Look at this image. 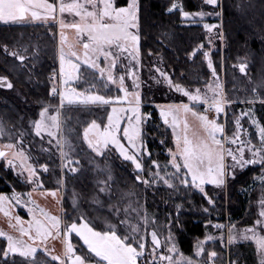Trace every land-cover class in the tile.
Here are the masks:
<instances>
[{
  "label": "snow or ice",
  "instance_id": "1",
  "mask_svg": "<svg viewBox=\"0 0 264 264\" xmlns=\"http://www.w3.org/2000/svg\"><path fill=\"white\" fill-rule=\"evenodd\" d=\"M208 5L219 7L217 0H206ZM179 9L185 18L193 16V13L183 11L182 7L177 3H172L169 11ZM59 11L61 16L65 12L72 13L80 18V22L65 25L63 19L60 20V27H72L77 30L78 39L87 34L86 42L82 41L83 56L75 50L65 51L63 45L60 51V74L63 76V83L68 86L59 93L60 104L63 106L64 101L73 103L80 101L83 103L103 104L110 106V113L107 116V124L101 126L97 121L93 120L84 130V139L88 146L97 154L103 155V150L113 146L119 151V154L126 160L131 161L136 169L143 170L144 165L138 158V153H143L144 141L142 138V124L145 122V117H150L151 113L141 112V94L139 92L140 85L137 83L138 77L136 71L130 70L127 75L133 79V86L136 91L130 92L125 83V74H115L117 61L120 56L127 55L130 61H137L139 55V5L138 0H131L126 7H119L114 0H60V3L50 2V0H0V22L10 23L23 21L25 18L32 19H56V13ZM196 16L204 17L208 15L205 12H197ZM206 29L216 27L213 24H204ZM200 47H203L201 45ZM4 51L8 53V46L4 45ZM11 56L17 57L21 62L25 60L23 55H19L16 51L10 53ZM195 55V51L192 53ZM208 58V67L212 69V74L217 75L216 68L213 66L211 57L208 53H204ZM75 57V59H72ZM103 57L106 64H101L100 60ZM87 65L93 70L94 75L101 78V83L104 87L109 85L116 86L119 92L123 95H101L99 92H93L85 95L76 88L69 86V82L79 78L80 63ZM160 76L164 77L169 87L176 92L182 93L188 99V103L180 102L169 105H159L160 116L165 124H170L174 133L177 127L182 123L183 127L177 134V151L169 149L171 155L170 165L174 171L160 175V164L152 160L151 163L155 166L156 171L152 174V181L144 180V183L163 182L171 188H175V181L185 188L194 187L204 192V185L211 183L221 185L225 183L226 173L228 168H243L245 165L259 164L264 168V125H259V122L253 120L257 124L259 131V146L253 144L251 139H241L243 126L240 121H236V132L225 138V128L222 124L217 123V118L220 113L225 111V105L231 101L225 99L224 94L220 91L221 85L206 83V91H201L200 88L190 90L180 83L173 81L172 77L167 72L156 69ZM241 71H244V65H241ZM3 86L12 88L13 84L8 78L0 77ZM52 93H57V89L53 87ZM131 97V98H130ZM254 102V101H253ZM207 106L205 112H198L197 104ZM208 110H214L216 118H209L206 114ZM181 113L184 118L181 120ZM191 113L197 117L200 122V127L203 129V134L197 131H189L190 126L187 121V114ZM242 115H246L242 113ZM59 111L55 114H49L48 108L44 107L39 113V119L34 121V127L37 135L42 132H47L49 136L55 137L59 129ZM126 123V127L121 129V124ZM5 130L3 125H0V137L4 136ZM121 136L126 138L127 145L133 151L126 147ZM22 143V141H21ZM51 143V141H50ZM227 144H238L239 147L235 150ZM56 147L61 153L62 163L65 168L71 172L77 171L78 161L69 158L72 150L71 143L65 138L63 141L57 139ZM15 149V151H13ZM249 150L251 156H245V151ZM149 155H151L149 153ZM11 156V158H8ZM231 158V165L226 167L225 157ZM179 157V158H178ZM0 158H8L7 163L10 166H16L19 162L20 166H24L28 157L23 149L17 147L15 143H7L0 147ZM168 167V165H165ZM39 168L47 171L49 165L47 163L39 164ZM184 169V171H181ZM27 179L32 180L33 177H38L39 172L37 166L31 163L27 164ZM234 175V171L231 173ZM110 178V177H109ZM137 180H141V176H136ZM260 179L264 181V176ZM101 184H106V181H101ZM37 186L42 185V181L36 180ZM101 191H105L102 187ZM55 195V192L52 193ZM207 195L206 192H204ZM16 202L19 203L21 194L16 193ZM7 201L12 204L13 201L7 197L0 195V202ZM75 202V198H74ZM209 202L212 203L211 198ZM34 203V202H33ZM262 209H264V199L260 201ZM33 216L28 229L23 227L22 218L15 217L20 221L19 231L21 236L7 235V247L2 251L3 257L7 258L10 253H20L24 257L35 258L39 248L43 247L46 238L53 234L61 233L62 219L59 216H51L43 209H37L36 212L29 209ZM207 211V210H206ZM260 216L264 217V210L260 212ZM83 223L72 221L64 224L65 236V251L64 258L61 256L52 257L53 260L59 261L60 264H138V258L144 255L145 241L144 237L138 235L141 232L139 225L131 226L130 234L118 235L115 230V225H108L107 231H98L91 224L84 220V217L79 218ZM140 219L145 224L148 223V217L145 214L141 215ZM126 221L122 220L121 223ZM257 226L264 230V220L257 219L252 228L245 229L243 233L234 232L235 225H231L228 233V241L231 243L237 239H252L256 242L261 257L264 258V235L257 232ZM216 228H222L223 225L216 224ZM34 229V232H33ZM75 233L83 241V245L87 248V254L82 255L77 253V249L72 243V234ZM6 235L0 231V236ZM27 236L32 243L26 241L23 237ZM212 236H207L205 239H212ZM152 249L149 253L153 258V264L158 261L167 264H174L172 255H165L163 252L157 253V248L161 246V241L157 231H151ZM169 234L168 240H171ZM40 241V244L35 243ZM47 252V248L43 249ZM168 253L176 251L175 244H169ZM204 251L203 242H198L197 253ZM215 251L210 253L211 257H215ZM183 258V254H180ZM183 264H194L190 258H183ZM261 264H264L262 259Z\"/></svg>",
  "mask_w": 264,
  "mask_h": 264
},
{
  "label": "trees",
  "instance_id": "2",
  "mask_svg": "<svg viewBox=\"0 0 264 264\" xmlns=\"http://www.w3.org/2000/svg\"><path fill=\"white\" fill-rule=\"evenodd\" d=\"M50 2H55V0H50ZM114 2L119 7H126L129 4V0H114ZM220 2L225 51L223 56L221 49L212 53L215 68L216 71L221 72L224 67L227 73V88L228 90L230 88L235 89L231 90V93L226 92L230 99L232 98L233 101H240V99L250 101L251 91L248 88L251 87H247L245 78L239 75L235 66L240 60H243L241 57L244 54L249 55L251 61L248 62V73L251 80L256 76L260 78L258 75L264 79V42L258 37V31L264 35V0H220ZM172 3L179 4L183 11L194 13L199 10L200 0H138L141 64L144 66V63H149L150 65L154 63L155 59H160L174 82L189 89L200 88L210 78L204 55L206 51L210 50L208 34L199 21L192 23L185 20L181 10L169 11ZM244 7H249L250 10L244 13L242 11ZM57 28L56 23L38 25L0 23V77L6 76L13 84V89L9 91L0 87V125H3L7 131L13 133L31 130L32 123L39 119L42 108L46 106L50 98L53 99L51 89L56 87L59 79ZM4 45H7L8 49L12 51L22 49V53L25 54L37 50L38 56L34 61H31L35 67H26L14 60L4 51ZM201 45L203 47H200ZM194 51L195 55L192 54ZM76 89L80 92L92 89V92H99L101 95L119 94V91L104 87L101 78L94 75L93 70L87 67L80 69V80L76 84ZM242 89L248 90L241 93ZM178 100L176 99L175 102H180ZM235 106L236 108H243L241 104H235ZM245 106L251 107L250 104ZM256 106L255 115L264 125V104ZM81 109L85 111V116L88 121L90 120V123L95 120L104 126V119L110 107L65 108V110H75V112L81 111ZM145 109L147 111L149 107ZM79 116L76 114L74 119ZM143 129V141L147 145L149 153H152V156L149 155L148 157L150 162L156 156L167 157L168 150L174 149L173 134L161 121L158 111H152L150 119L143 123ZM226 132L230 136L235 133L231 115H227ZM143 157L146 158L145 155ZM2 160L0 159V193L10 194L14 190H23L22 185L19 184L13 174L4 168ZM118 160L122 162L121 158ZM111 165L114 167L113 171L117 173V176L119 175L116 177L115 185L120 187L122 191L131 193L135 200L143 202V183L137 180L136 176L138 174L143 175L144 171L135 173L132 170L124 169L122 165H114L113 163ZM261 169L262 167H248L243 173L230 179L226 188L207 186L205 189L207 195L198 193L193 187L185 189L183 185H177L175 188L163 186L156 195L148 196L147 206L159 211L158 219L164 221L167 220L165 213L171 210L180 249L185 255L191 256L195 244L205 240L208 234L206 224L211 223L208 222L211 219V214L218 216L220 223H225L227 217L235 222H243L242 225L247 227L255 223L254 220L257 216L255 199L256 195L258 199L259 192L264 189V183L255 187V193L251 191L245 195L244 190L252 184L253 177L260 174ZM92 180L93 175L91 173L84 174L79 181L70 179L71 185L73 184V187L76 186L77 190L80 191L79 197H77L80 202L75 209L66 197L63 219L65 223L72 221L80 223L79 218L83 216L98 231H107L108 228L104 224L106 219L111 220V215L106 211L101 212L102 210L97 207L95 198L98 195V190ZM80 181L86 186L83 187ZM111 187L114 189V186ZM49 188L60 189L54 186ZM225 189L227 190V197H225ZM155 198L161 200L157 201L158 199ZM209 198H211L212 203L209 202ZM169 201H172V207ZM176 202L183 206V210L178 213L177 211L174 212ZM163 203L166 205L164 206ZM117 234L123 235L124 233L117 231ZM72 242L78 254H87V248L79 237L73 235ZM6 247L7 240L0 237V264H30L27 259L18 255L3 257L2 251ZM212 251L217 254L215 263L226 264V251L220 243L208 244L206 253ZM207 255L205 254V256ZM37 258L44 259L49 264H56L45 256L44 251H40ZM240 259L242 260L237 264H257L248 256L247 258L242 256Z\"/></svg>",
  "mask_w": 264,
  "mask_h": 264
},
{
  "label": "rangeland",
  "instance_id": "3",
  "mask_svg": "<svg viewBox=\"0 0 264 264\" xmlns=\"http://www.w3.org/2000/svg\"><path fill=\"white\" fill-rule=\"evenodd\" d=\"M57 4L60 3V0H55ZM67 2V0H66ZM131 0H129V3ZM217 3L219 7L208 5L206 3V0H200L199 4V10L197 12H205L208 13V15H205L204 17L196 16L194 12L193 16L185 18V20H188L192 23H195L196 21H199L201 25L204 27V24H213L216 27L213 29L205 30L208 34L209 38V45L210 50L206 51L205 53H208L211 57V61L213 66L215 67L212 53L218 51L221 49L222 56L224 53V38H223V19H222V12L220 9V0H217ZM139 5V4H138ZM179 5V4H178ZM245 11H244V10ZM242 11L248 12L250 10L249 7H244ZM63 19L65 25L77 23L80 22V18L77 16H74L72 13L65 12L62 16L57 11L56 13V19H52L49 17L48 19H32L29 15V17L25 18L23 21L19 22H10V23H4L0 22L2 24H9V25H25V24H50V23H56L58 26L57 30V42H58V48H57V66H58V85L60 86V92L64 91L66 89V86L63 83V76L60 74V51L61 46L63 45L64 50L70 51L75 50L77 53L81 56H83V47H82V41L86 42L87 34L85 33L83 37L78 39L77 30L72 27L65 26L64 28L60 27V20ZM258 31V30H257ZM258 37L260 40L264 42V35L260 31H258ZM257 37V38H258ZM33 49V48H32ZM15 51V50H14ZM12 52V50L8 49V53ZM19 55H23L25 57L24 61H20L17 59V57L11 56L14 60L21 63L23 66L33 68L35 66L32 65L31 61H34L36 57L38 56L37 50H33V52L29 51V54L22 53L21 50L16 51ZM243 60H240V62L235 66L238 69L239 75L243 78H245L247 87L250 89L251 93L249 98L250 101H246L245 99H240V101H233V99L229 98L226 95L227 93H231V89L228 90L227 88V73L222 68L221 72L216 71L217 75L214 77L212 74V69L208 67V58L205 56V62L207 65V68L210 72V78L204 83V86L206 83H212V84H219L221 85L220 91L223 92L225 99L230 100L231 103L225 105V111L223 113L219 114V117L217 118V123H220L225 128V138L231 137L226 132V119L227 115H231L232 121H234L235 126V132H236V121L239 120L240 124L243 126V131L241 134V139L248 140L251 139V142L257 146H259V131L257 124H254L252 121L256 120L259 122V125H263L256 117L254 109H256V105L262 106L264 104V79L261 75L260 78L257 76L254 77V79L251 80L249 73H248V67L250 62L249 55H243L241 57ZM72 59H75V57H72ZM223 61V60H222ZM80 63V69L82 67H87V65H84L82 62V59L80 61H77ZM101 64H106V61H104L103 57H101L100 60ZM241 65H244V71H241ZM157 68H160L161 70L168 73L169 72L165 69V66L163 65L162 61L160 59H155L153 64L144 63L141 64L140 55H138L137 61H130L127 55L120 56L117 61V66L115 69V74L119 75L121 73L125 74V83L129 88L130 92L136 91L135 87L133 86V79L130 75H127V73L130 70H135L137 73V83H139L140 88L139 92L141 94V112L142 113H151L153 110L158 111L159 117L161 121L164 123L162 117L160 116V108L159 105H169L173 103H188L187 97H185L182 93L176 92L174 89L170 88L168 83L166 82L165 78L160 76L159 72L156 71ZM58 77V75H57ZM80 80V74L79 78L72 80L69 82V86L72 88H76V84ZM10 81V80H9ZM12 83V82H11ZM200 87L201 91H206L205 87ZM0 87L4 90H12V88H7L3 86V82L0 81ZM107 89H114L115 91H118L116 86L109 85L106 87ZM246 88V87H245ZM248 89H242L241 93H244L245 90ZM190 90H195V88H190ZM235 92V91H234ZM18 94V91H16ZM85 95L89 93H93L92 89H88L84 92ZM118 95H123L122 92H119ZM51 96V95H50ZM52 97V96H51ZM131 98V97H130ZM229 98V99H228ZM239 98H242L239 96ZM58 99V100H57ZM54 100V98H50V100L47 102L46 106L48 108L49 114H55L57 111H59V129L57 130V135L55 137L49 136L47 132H42L40 135L36 134L34 123H32L31 130L25 131V132H11L7 131L4 127L5 134L4 136L0 137V147H3L7 143H15L17 144V147H20L23 149L24 153L28 157V160L25 162L24 166H20L19 162H17L16 166H10L7 163V159L11 158L9 156L8 158H3V166L6 170L10 171L13 176L17 179L20 185H22L23 190L17 191L14 190L10 194H2L0 195L7 197L9 200H12V204H8L7 201L0 202V231L4 232L6 235L0 236L7 240V235H13V236H21V232L19 231V225L20 221H17L14 219L15 217L22 218L23 227L27 230L29 227L30 222L33 220V216L29 209H32L36 212L37 217L40 219H44L43 217L39 216V212L37 209H43L46 213H48L51 216H59L62 219V226H61V233L57 235L55 231H53V234L48 236L46 240L44 241L43 247L39 248L35 258L33 257H24L20 255V253L9 255H18L22 258H25L28 260L30 264H49L44 259L37 258V254L40 251H44V247L47 248V252L44 251V254L46 257H48L51 261H54L56 264H60L59 261L53 260L52 257L54 256H61L64 258V251H65V236H64V224H67L64 222L63 216L65 212L64 208V201L66 197L71 201L73 204L72 206L76 209V206L80 202L77 197H79L80 191L77 190L76 186L73 187V184L71 185L70 179L73 178L76 181H79L84 174H92L95 187H97L98 195H96L95 203L99 209H101V212H107L111 215V220L106 219L105 221V227L108 228L109 223L115 225L116 231H122L124 234H130L129 229L131 226L139 225L141 228V232L138 233V235L144 237L145 241V250L144 255L138 258V264H153V258L149 255L152 249V239H151V231L155 229L157 231V234L159 236V239L161 241V246L157 248V255L161 252H163L165 255H172L174 264H183V258H190L194 264H217L215 263V257H211L210 253H206L207 245L211 243H220L222 247L225 248L227 259L226 264H237L239 263L242 256L253 259L255 263H261L262 258L261 254L258 250L257 244L252 239H237L235 241H232L229 243L228 241V233L229 228L231 225H235V229H233L234 232L237 233H243L245 229L252 228L255 223L252 226H243V222L239 221H233L230 217L226 218L225 223H220L218 220V216H215L211 214V219H209L206 225L208 226V234L207 236H212V239L209 240H203V248L204 251L202 253H197V244H195L193 254L191 256L185 255L179 246V240L177 237V233L174 230L175 227V221L174 218L171 215L170 212L167 211L165 213L167 220L164 221L162 219H158V213L159 211L151 209L148 205L147 198L148 196H152V194L156 195L157 192H159L161 187H169L167 184H164L163 182H151V183H144V180L152 181V174L156 171L155 166L150 162L149 157V150L147 145L144 142V150L143 153H138V158L141 160L142 164L144 165L143 170L136 169L135 165L126 159H124L120 154L119 151L116 150L113 146H109L108 149L103 150L104 154L99 155L97 154L92 148H90L87 144V142L84 139V130L86 126L90 123V120L88 121L86 118V113L83 110H65L66 107H96V106H108L103 104H92V103H83L80 101H76L73 103H68L67 100L64 101L63 106L60 104V98H57ZM176 99H179L180 102H175ZM254 101V102H253ZM156 102H164V103H156ZM144 103V104H143ZM151 104V105H150ZM235 104H241L243 108H236ZM250 104L251 107H247L245 105ZM244 105V106H243ZM110 107V106H109ZM146 107H149V109L146 111ZM196 109L198 112H205L207 109V106L204 104H197ZM74 111V112H73ZM74 113V114H72ZM110 113V110L108 114ZM232 113V114H231ZM242 113H245L246 115H242ZM76 114H79L80 116L77 119H74V116ZM105 117V124H107V116ZM206 114L209 116V118H216L211 117L208 114V111ZM184 118V114L181 113V120ZM187 121L190 126L189 131H197L203 134V129L200 127V122L197 119V117L193 116L191 113L187 114ZM150 119V117H145L144 121L147 122ZM100 124V123H99ZM165 126L170 129V131L173 134V143H174V149L173 151H177V134L180 132V129L183 127V124L181 123L178 127L176 132L174 133L173 128L170 124H165ZM102 126V125H101ZM103 127V126H102ZM126 127V123L121 124V129ZM143 124H142V133H143ZM148 133V132H147ZM67 139L72 146V150L70 151L69 158L73 159L74 161H78L77 165V171L71 172L68 168H65L62 163V157L60 151L56 147V141L57 139H60L63 141V139ZM121 139L124 141L126 147H129L130 151H133L130 146L127 145L126 138L121 136ZM22 141V143H21ZM51 141V143H50ZM226 146L232 147L234 150L239 147L238 144H227ZM15 151V149H13ZM167 157H160L156 156L155 161H157L160 166V175L164 176L165 173H171L174 171L170 165L171 161V155L169 152H167ZM143 155L146 156L143 157ZM152 156V153H151ZM246 158L251 156V152L246 149L245 151ZM118 158L122 159V162L118 160ZM179 158V157H178ZM110 161L114 165H118L124 167V169H129L134 171L135 173L143 172V175H141V183H143L142 191L144 196V201L139 202L135 200V198L131 195V193L124 192L120 187H117L116 184V177L117 173L113 171L114 167L111 165V163H106ZM1 162V161H0ZM226 167L231 165L232 161L230 157H225ZM31 163L37 166V171L39 172L38 177H33V179L30 181L27 179V164ZM47 163L49 165V168L47 171H44L42 168H39V164ZM165 165H168V167H165ZM248 167H261L259 164L256 165H245L243 168L236 167L234 169L228 168V172L226 173L225 177V183L221 185H214L211 183H207L204 185V192L207 186H214L217 188H226V185L230 179L235 178L236 176L243 173ZM147 169V171H146ZM181 171H184V169H181ZM234 171V175L231 173ZM261 176H264V168L261 169L260 174H256L253 177V182L250 184L247 189L244 190V194L248 195L251 191L255 193V187L262 185L264 181L260 179ZM110 177V178H109ZM39 179L42 181V185L37 186L36 180ZM101 181H106V184H101ZM82 183L81 185L85 187V183L80 181ZM176 186L180 185L179 181H175ZM60 185V186H59ZM114 186V189H112L111 186ZM50 186L58 187L60 189H50ZM104 187L105 191H101L100 189ZM183 187V186H182ZM185 188V187H184ZM194 188V187H193ZM112 189V190H111ZM187 189V188H185ZM198 193L204 194V192H201L199 189L194 188ZM95 190V188H94ZM55 192V195L52 193ZM19 193L21 194V199L19 203L16 202V196L15 194ZM68 193V195H66ZM227 190L225 189V197H227ZM150 194V195H149ZM73 195V196H72ZM75 198V202H74ZM157 201H160V198H155ZM264 199V189H261V191L258 194V199L256 195V206H255V213H256V219L254 220L256 222L257 219L264 220V217L260 216V212L264 209H262L260 201ZM82 201L83 198H82ZM34 202V203H33ZM172 201H169L171 207L173 206ZM109 204V206H108ZM254 204V202H253ZM153 205V203H151ZM165 206L166 203H163ZM185 207V206H184ZM86 209V208H85ZM183 210V206L178 204L176 202V205H174V212L177 211L180 212ZM186 210V209H185ZM184 210V211H185ZM103 212V213H104ZM147 215L148 223L145 224L142 219H140L141 215L145 214ZM176 213V214H177ZM85 220V219H84ZM126 221L125 223H121V221ZM80 223H83L81 220ZM220 224L224 227L222 228H216L215 225ZM125 231V232H124ZM34 232V229H33ZM257 232L261 235H264V230H261L259 226H257ZM169 234H171L172 239L168 240ZM76 235L75 233L72 234ZM77 236V235H76ZM79 237V236H77ZM205 237V238H206ZM26 241L29 243H32L31 240L27 236L23 237ZM80 238V237H79ZM83 242V241H82ZM35 243L40 244V241H35ZM73 243V242H72ZM175 244L176 251L173 253H168L167 248L169 244ZM85 246V245H84ZM86 247V246H85ZM180 254H183V258L180 256ZM205 254H208L205 256ZM157 264H167L166 261L160 262L158 261Z\"/></svg>",
  "mask_w": 264,
  "mask_h": 264
},
{
  "label": "built area",
  "instance_id": "4",
  "mask_svg": "<svg viewBox=\"0 0 264 264\" xmlns=\"http://www.w3.org/2000/svg\"><path fill=\"white\" fill-rule=\"evenodd\" d=\"M59 84V83H58ZM56 85V89H57V93H52V96L54 97V98H60V96H59V93H60V86L59 85ZM208 114L211 116V117H215L216 116V113H215V111L214 110H208Z\"/></svg>",
  "mask_w": 264,
  "mask_h": 264
},
{
  "label": "crops",
  "instance_id": "5",
  "mask_svg": "<svg viewBox=\"0 0 264 264\" xmlns=\"http://www.w3.org/2000/svg\"><path fill=\"white\" fill-rule=\"evenodd\" d=\"M82 241V240H81ZM258 264V263H257ZM259 264H261V263H259Z\"/></svg>",
  "mask_w": 264,
  "mask_h": 264
},
{
  "label": "water",
  "instance_id": "6",
  "mask_svg": "<svg viewBox=\"0 0 264 264\" xmlns=\"http://www.w3.org/2000/svg\"><path fill=\"white\" fill-rule=\"evenodd\" d=\"M0 159H3V158H0Z\"/></svg>",
  "mask_w": 264,
  "mask_h": 264
},
{
  "label": "bare ground",
  "instance_id": "7",
  "mask_svg": "<svg viewBox=\"0 0 264 264\" xmlns=\"http://www.w3.org/2000/svg\"><path fill=\"white\" fill-rule=\"evenodd\" d=\"M82 107V106H81ZM82 110V109H81Z\"/></svg>",
  "mask_w": 264,
  "mask_h": 264
}]
</instances>
